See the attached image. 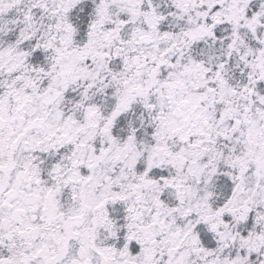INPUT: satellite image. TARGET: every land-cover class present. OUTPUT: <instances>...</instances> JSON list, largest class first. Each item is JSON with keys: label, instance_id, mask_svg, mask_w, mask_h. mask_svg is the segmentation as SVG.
Listing matches in <instances>:
<instances>
[{"label": "snow or ice", "instance_id": "6c2138e0", "mask_svg": "<svg viewBox=\"0 0 264 264\" xmlns=\"http://www.w3.org/2000/svg\"><path fill=\"white\" fill-rule=\"evenodd\" d=\"M0 264H264V0H0Z\"/></svg>", "mask_w": 264, "mask_h": 264}]
</instances>
